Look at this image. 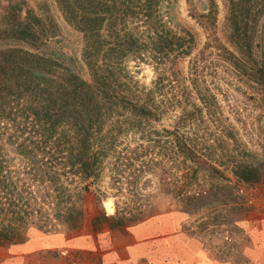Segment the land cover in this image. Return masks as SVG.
I'll return each mask as SVG.
<instances>
[{
  "label": "trees",
  "instance_id": "obj_1",
  "mask_svg": "<svg viewBox=\"0 0 264 264\" xmlns=\"http://www.w3.org/2000/svg\"><path fill=\"white\" fill-rule=\"evenodd\" d=\"M222 1L228 47L217 43L218 53L222 51L240 84L264 96V0ZM175 2L55 0L63 19L82 34L88 80L27 50L4 51L2 56L7 53L13 60L0 58V245L17 242L20 230L26 228H78L83 218L77 206L80 193L99 203L107 197L122 204L146 201L151 193L136 187L144 173L154 178L156 205L169 198L181 206L199 200L198 191L204 189L190 192L187 187L200 186L197 180L206 181L205 177L220 182L234 178L245 184L259 181L261 172L254 166L240 161L224 166L210 160L194 141L190 126L184 125L185 117L170 129L161 124L166 104L183 112L203 111L212 106L208 101L214 97L195 76L188 84L179 81L178 95L164 92L159 73L165 67L163 60L187 56L194 43L191 36H168L167 11ZM216 12V0H203L197 17L200 23L212 24ZM28 15L16 22L20 37L33 35ZM126 56L151 61L158 73L150 87L134 90L121 80L120 60ZM191 72H198L195 62ZM128 134L135 141L119 144L118 139ZM5 144L13 147V156L5 152ZM156 147L160 152L147 156L148 148ZM173 158L183 172L177 179L171 171ZM199 171H208L209 176L199 177ZM144 182L149 183L147 178ZM112 218L91 215L92 233Z\"/></svg>",
  "mask_w": 264,
  "mask_h": 264
},
{
  "label": "rangeland",
  "instance_id": "obj_2",
  "mask_svg": "<svg viewBox=\"0 0 264 264\" xmlns=\"http://www.w3.org/2000/svg\"><path fill=\"white\" fill-rule=\"evenodd\" d=\"M216 4L212 24L203 20L200 23L197 17L203 0H176L167 11L171 30L168 36H191L194 43L187 56L163 60L165 67L159 73L164 92H168L167 96L178 95L179 81L183 79L188 84L195 76L214 97L208 101L212 103L209 108L196 100L203 111L188 108L183 112L179 107L169 109L166 104L161 124L170 129L178 118L185 117L184 125L190 126L194 141L210 160L224 166L232 161L247 163L261 172L259 181L245 184L234 178L220 182L205 177L206 181L197 180L200 186L187 187L190 192L204 189L198 191L199 200L181 206L169 198L156 205L159 194H153L154 178L144 173L136 187L151 193L146 201L122 204L107 197L99 203L80 193L77 206L83 218L78 228L56 225L43 231L22 229L17 242L0 245V257L12 255L16 264H264V96L240 84L232 67L223 60L222 51L218 53L217 43L228 46L224 40L223 1L216 0ZM26 14L33 35L20 37L16 22ZM82 44L81 32L63 19L55 0H0L1 60H13L6 57L7 53L2 56L4 51L21 48L88 80ZM120 62L121 80L134 90L150 87L158 73L150 60L126 56ZM194 62L197 73L191 72ZM126 136L120 137L118 143L132 144L136 139ZM3 148L9 156L14 155L11 145ZM153 151L158 154L160 149L148 148L147 156H155ZM173 160L171 171L177 179L183 172L181 164ZM206 174L209 172L199 171L197 175ZM102 213L113 218L102 221L93 234L89 218ZM124 215L127 217L121 220ZM108 222L121 225V229H109Z\"/></svg>",
  "mask_w": 264,
  "mask_h": 264
},
{
  "label": "crops",
  "instance_id": "obj_3",
  "mask_svg": "<svg viewBox=\"0 0 264 264\" xmlns=\"http://www.w3.org/2000/svg\"><path fill=\"white\" fill-rule=\"evenodd\" d=\"M16 260L12 255L0 257V264H16Z\"/></svg>",
  "mask_w": 264,
  "mask_h": 264
}]
</instances>
